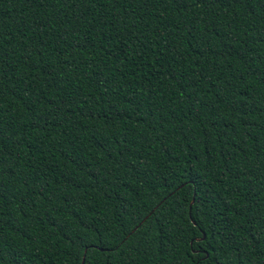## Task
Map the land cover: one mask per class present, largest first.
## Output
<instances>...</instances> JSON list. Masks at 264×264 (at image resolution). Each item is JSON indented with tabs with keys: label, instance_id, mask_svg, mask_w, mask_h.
Returning a JSON list of instances; mask_svg holds the SVG:
<instances>
[{
	"label": "trees",
	"instance_id": "16d2710c",
	"mask_svg": "<svg viewBox=\"0 0 264 264\" xmlns=\"http://www.w3.org/2000/svg\"><path fill=\"white\" fill-rule=\"evenodd\" d=\"M0 264H264V0H0Z\"/></svg>",
	"mask_w": 264,
	"mask_h": 264
},
{
	"label": "water",
	"instance_id": "95a60500",
	"mask_svg": "<svg viewBox=\"0 0 264 264\" xmlns=\"http://www.w3.org/2000/svg\"><path fill=\"white\" fill-rule=\"evenodd\" d=\"M192 203H193V199H192V201H191V204H190V205H192Z\"/></svg>",
	"mask_w": 264,
	"mask_h": 264
}]
</instances>
